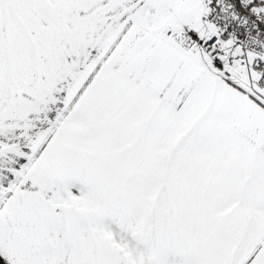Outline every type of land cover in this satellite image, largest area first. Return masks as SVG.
I'll use <instances>...</instances> for the list:
<instances>
[{
  "label": "snow or ice",
  "instance_id": "obj_1",
  "mask_svg": "<svg viewBox=\"0 0 264 264\" xmlns=\"http://www.w3.org/2000/svg\"><path fill=\"white\" fill-rule=\"evenodd\" d=\"M0 264H264V0H0Z\"/></svg>",
  "mask_w": 264,
  "mask_h": 264
}]
</instances>
